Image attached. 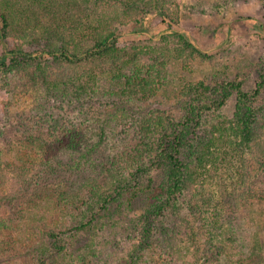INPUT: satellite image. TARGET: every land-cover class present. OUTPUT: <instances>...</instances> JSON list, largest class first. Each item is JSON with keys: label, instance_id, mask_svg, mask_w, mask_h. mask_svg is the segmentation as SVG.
<instances>
[{"label": "trees", "instance_id": "trees-1", "mask_svg": "<svg viewBox=\"0 0 264 264\" xmlns=\"http://www.w3.org/2000/svg\"><path fill=\"white\" fill-rule=\"evenodd\" d=\"M152 12L160 13L165 21L176 19L167 0H0V66L5 73L25 74L30 85L42 86L46 91L42 107L65 99L85 105L100 101L98 88L106 81L120 88L117 92L125 106L134 103L141 108L166 78V53L160 54L157 58L161 61L156 58L155 63L141 61L145 51L137 44L122 41L118 27L127 22L141 25V18ZM174 36L183 47L181 50L191 48L192 52L201 53L184 34ZM51 64L59 71L51 72ZM201 88L210 89L216 96L212 107L217 110L236 92L237 111L229 127L203 116L194 123L190 117L185 122L147 113L138 120V130L125 145L118 141L108 147L105 120L100 124L88 120L76 132L81 137L78 142L44 144L41 165L34 173L21 169L17 175L12 164L2 166L0 152V200H13L12 194L6 193L9 184L5 176L10 171L19 179L14 195L20 196L16 199L33 195L42 198L45 188L66 217H96L98 208L108 211L115 196L137 183L138 176L145 174L150 165L164 166L167 187L139 218V241L126 264H198L202 259L199 264H210L213 259H231L228 251L211 250L216 248L224 217L230 212L238 213L247 202L246 197H255L256 193L239 195L233 188L211 203L200 179L205 177L206 165L212 162L219 142L228 143L229 131L239 139L235 144L241 150H255L264 172V140L258 123L261 110L249 106L264 89V74L251 94L244 92L242 83L236 80L220 82L214 88L202 84ZM96 119L100 121L98 116ZM51 130L53 134L56 131ZM194 130L204 131V136L189 141ZM25 137L33 139L28 132ZM233 142L229 143L230 149ZM98 150L101 155L96 159ZM224 153H230L227 147ZM34 178L39 185L43 183L42 188H30ZM107 181L110 186L105 188ZM22 203L26 200L19 204ZM94 221L77 220L75 228L81 230ZM2 228H7L4 218L0 219ZM12 242L9 238L0 244V264L14 249ZM179 245L186 246L188 253L181 255ZM53 246L57 248L56 243Z\"/></svg>", "mask_w": 264, "mask_h": 264}, {"label": "rangeland", "instance_id": "rangeland-1", "mask_svg": "<svg viewBox=\"0 0 264 264\" xmlns=\"http://www.w3.org/2000/svg\"><path fill=\"white\" fill-rule=\"evenodd\" d=\"M167 3L176 17L174 22L165 21L160 13L152 12L141 18V25L127 22L118 27L122 41L137 44L145 51L141 61L155 63L161 61L157 58L160 54L166 53V78L142 109L134 103L125 106L117 92L120 88L106 81L98 88L100 101L85 105L65 99L42 107L46 92L42 86L30 85L25 74L5 73L0 66L2 166L12 164L17 175L21 169L34 173L37 165H41L44 144L78 142L81 137L76 132L83 129L88 120L99 124L105 120L108 147L118 141L125 145L138 130V120L147 113L185 122L190 117L195 119L194 123L203 116L217 125L229 127L237 111L236 92L233 91L225 105L217 110L212 107L216 96L210 89L201 87L203 84L214 88L220 82L236 80L242 83L246 93L251 94L256 89L264 74V0H167ZM174 33L184 34L201 53L185 47L181 50L183 47ZM1 57L0 44V64ZM50 71L59 70L51 64ZM249 106L261 110L259 134L264 140V89ZM53 128L56 129L54 134ZM27 132L33 136L32 140L25 137ZM194 132L189 141L204 136V131ZM228 134L231 137L228 143L219 142L212 162L206 165L205 177L200 179L205 186L204 193L211 203L217 202L225 190L233 188L239 195L252 191L256 194L246 197L247 202L238 213L227 214L219 229L216 248L211 251H228L231 259H213L210 264H264V172L255 150H241L235 144L239 139L231 131ZM232 140L234 147L230 149ZM225 147L230 151L228 155L224 153ZM100 155L98 150L95 158L99 159ZM17 175L8 171L5 176L9 184L6 193L12 194V202L0 200V219L4 218L7 224V228L0 229V244L11 238L14 247L2 264H126L139 241V218L167 187V168L150 165L145 174L138 176L137 183L124 188L119 195L114 194L116 198L108 211L98 208L96 217H66L46 194L43 183L39 185L35 178L30 188L40 186L43 197L29 196L26 203L20 205L25 200L16 199L19 193L14 195L19 187ZM106 183L105 188H108L110 183ZM91 218L95 220L91 225L81 230L75 228L77 220ZM200 235L204 241L205 237ZM55 243L57 248L53 246ZM179 247L181 255L188 253L186 246Z\"/></svg>", "mask_w": 264, "mask_h": 264}]
</instances>
